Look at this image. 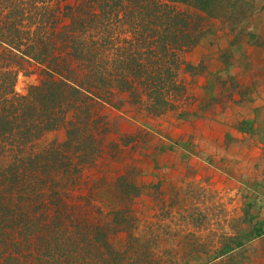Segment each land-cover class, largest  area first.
Wrapping results in <instances>:
<instances>
[{"label": "trees", "instance_id": "1", "mask_svg": "<svg viewBox=\"0 0 264 264\" xmlns=\"http://www.w3.org/2000/svg\"><path fill=\"white\" fill-rule=\"evenodd\" d=\"M218 15L213 0H0V264H50L52 245L62 240L66 250H101L116 263L108 237L131 239L128 204L142 190L134 170L116 178L119 208L103 225L67 203L66 187L104 147L116 148L103 106L127 105L146 119L197 118L204 107L190 110L195 100L179 75H198L201 64L184 58ZM32 67L42 80L18 95L17 77ZM62 126L64 143L31 149ZM245 243L240 234L222 237L213 260Z\"/></svg>", "mask_w": 264, "mask_h": 264}, {"label": "rangeland", "instance_id": "2", "mask_svg": "<svg viewBox=\"0 0 264 264\" xmlns=\"http://www.w3.org/2000/svg\"><path fill=\"white\" fill-rule=\"evenodd\" d=\"M213 1L215 12L221 16L210 21L211 34L184 58L194 65L201 64L199 73L194 77L179 75L189 83L195 100L190 103V110L204 107L203 111L197 112V118L185 120L176 119L171 113L146 119L127 105L119 111L103 106L99 113L108 118V137L116 148L104 147L95 164L83 168L73 186L67 184V203L81 206V213L88 211V222L103 225L112 220V212L119 208L116 178L127 168L134 170L135 185L142 190L128 204L132 213L131 239L123 232L108 237L112 251L119 256L114 264H264V222L256 221L252 206L235 188L214 182L210 175L214 162L210 136L194 132L196 126H207L209 120H218L225 126L226 112L252 103L264 71V64L259 63L263 60L264 43L257 34L264 0ZM178 8L186 9L183 5ZM30 70L27 76L17 77L18 95H25L29 86L42 80L39 69ZM185 107L189 108L186 104ZM232 120L238 118L234 116ZM66 131L62 126L45 134L31 149L40 152L51 144L61 145L66 141ZM129 138L132 141L125 145ZM184 153L187 156L178 164L176 158ZM168 157L175 159L171 167L173 178L168 177ZM176 165L181 169H176ZM124 204L123 200L121 206ZM255 232L261 236L251 240ZM236 234L244 236L245 247L213 260L221 238ZM52 246L50 264H113L101 250L85 246L66 250L64 240Z\"/></svg>", "mask_w": 264, "mask_h": 264}, {"label": "crops", "instance_id": "3", "mask_svg": "<svg viewBox=\"0 0 264 264\" xmlns=\"http://www.w3.org/2000/svg\"><path fill=\"white\" fill-rule=\"evenodd\" d=\"M261 20L257 34L264 43V13ZM262 59L259 63L263 65L264 55ZM251 61L255 63V59L252 58ZM259 80L258 87L253 93L252 103L235 106L231 111L226 112L225 126L218 120H209L207 126L200 128L196 126L194 132L210 136V152L214 161L210 175L213 176L214 182L220 181L226 188H235L234 191L245 198V203L252 206L253 216L257 217L256 221L262 223L264 222V71ZM234 116L238 118L237 121L232 120ZM186 156V153L180 158L178 156L177 163L179 164L181 158L184 159ZM168 160H170L167 167L168 177L173 178L174 167H171L175 159L168 157ZM219 161L223 164L221 165ZM175 168L181 169L177 165Z\"/></svg>", "mask_w": 264, "mask_h": 264}]
</instances>
